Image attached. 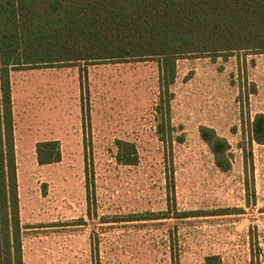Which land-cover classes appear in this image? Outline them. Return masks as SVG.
I'll return each mask as SVG.
<instances>
[{
  "label": "rangeland",
  "instance_id": "obj_1",
  "mask_svg": "<svg viewBox=\"0 0 264 264\" xmlns=\"http://www.w3.org/2000/svg\"><path fill=\"white\" fill-rule=\"evenodd\" d=\"M159 63L11 71L24 264H264V143L250 142L264 51L178 58L169 110ZM204 128L228 141L230 170ZM52 140L61 160L41 165L37 144ZM117 140L137 165L117 162Z\"/></svg>",
  "mask_w": 264,
  "mask_h": 264
},
{
  "label": "trees",
  "instance_id": "obj_2",
  "mask_svg": "<svg viewBox=\"0 0 264 264\" xmlns=\"http://www.w3.org/2000/svg\"><path fill=\"white\" fill-rule=\"evenodd\" d=\"M253 50L264 51V0H0V264H24L12 70L157 57L158 109L169 110L178 58ZM202 137L216 166L230 170L228 141L206 128ZM250 142L264 143V113L251 124ZM116 147L118 163L138 164L134 143L117 140ZM36 152L41 165L61 160L56 140L39 142ZM206 264L222 262L209 256Z\"/></svg>",
  "mask_w": 264,
  "mask_h": 264
}]
</instances>
